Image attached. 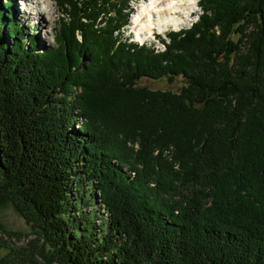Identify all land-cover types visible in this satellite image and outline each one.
<instances>
[{"label":"trees","instance_id":"trees-1","mask_svg":"<svg viewBox=\"0 0 264 264\" xmlns=\"http://www.w3.org/2000/svg\"><path fill=\"white\" fill-rule=\"evenodd\" d=\"M55 1L39 48L0 0V201L36 234L1 227L0 264H264V0H200L164 48L130 0Z\"/></svg>","mask_w":264,"mask_h":264},{"label":"rangeland","instance_id":"rangeland-1","mask_svg":"<svg viewBox=\"0 0 264 264\" xmlns=\"http://www.w3.org/2000/svg\"><path fill=\"white\" fill-rule=\"evenodd\" d=\"M122 0H116V2H121ZM161 1V0H159ZM200 1V0H199ZM198 1V2H199ZM23 2L25 10H21V3ZM26 3L29 4V9L26 6ZM151 3V0H130L129 4L127 5L128 9L126 13L129 14L127 24L124 26V36H126L131 41H144L148 45H156L158 48H164L163 44L155 37V34L158 36H166V33L171 31H179L184 28H188L192 25L194 21L197 20L199 14L201 13V9L198 5L193 4L191 7L190 13L188 8H182V13L177 16L175 15V19L177 21H184L185 23L180 26L176 27L175 25H172L170 27H166L163 31L160 29L159 26L164 25L160 20L162 15L155 13V19L154 25H153V31L154 34H148V39L143 40L144 34L148 32V29L146 26L150 25V21H148V18L146 16H143L142 25H138L137 23H134V18L139 14L140 10H142V7L149 6ZM19 8H18V17L22 21L23 26L26 29L27 34L23 36V41L25 43H29L30 37H38L40 40V46L39 48H42L43 46H54L55 45V30L59 29L61 26V18L63 16H66L65 11L63 8H59L55 0H51V4L55 8V12L52 14H46L48 18L44 20L42 18L36 17L31 12L33 11L32 7H39V3L36 2V0H19L18 2ZM156 11L155 9H153ZM193 11V13H191ZM160 15V16H159ZM159 16V17H158ZM147 18V19H146ZM170 19V18H169ZM171 20V19H170ZM145 24V25H144ZM142 28V29H141ZM157 36V37H158ZM186 84V81L183 77L179 76L175 78L172 82L169 81L167 78H162L158 80L150 79V78H143L138 82V85L140 86H146L151 89H161V90H173V91H179L182 86ZM80 124V121L76 122V125ZM78 126V125H77ZM2 179L0 178V187H1ZM86 193L88 194V191L86 190ZM92 207L85 206L83 210L85 212H89ZM91 216L95 217L96 224H99L104 218L105 213L102 209V206L98 205V203L94 202L93 208L91 213H89ZM3 227L4 231L7 233H15L14 236L11 238V240L19 245L23 244V246H26L30 243V240L36 236L33 228L31 225H29L26 220L16 211L14 205L7 203L3 205L2 201H0V228ZM31 248V246H30ZM51 250L50 246H47V250ZM54 252V251H52ZM55 253V252H54ZM57 254V253H56ZM40 260L42 258H39ZM53 264H64V262H56L54 261Z\"/></svg>","mask_w":264,"mask_h":264},{"label":"bare ground","instance_id":"bare-ground-1","mask_svg":"<svg viewBox=\"0 0 264 264\" xmlns=\"http://www.w3.org/2000/svg\"><path fill=\"white\" fill-rule=\"evenodd\" d=\"M198 1L199 0H151V3L149 6H144L142 7V10H140L139 14L134 18V23H137L138 25H142V20H143V16H146L148 18V21H150V25L146 26L148 29V32L146 34H144L143 36V40L148 39V34H154L155 32L153 31V25H154V20L155 19V13L162 15L163 17H161L160 19H158L157 21H161L164 25L159 26L160 29L163 31L166 27H170L172 25H175L176 27H180L182 26L185 22L184 21H177V19H175V15L179 16L182 12V8H188L189 12L191 11V9L189 7H191L193 4L198 5ZM37 3H39V7H32L33 11L31 12L33 15H35L36 17L42 18L43 16H45L46 14H52L53 12H55V8L50 5L49 11L48 12H44L41 10V0H36ZM27 8L29 9V4L26 3ZM153 9H155L156 11H154ZM155 12V13H153ZM159 15V16H160ZM158 16V17H159ZM174 16V17H173ZM48 17L45 16L44 17V22L45 19H47ZM146 18V19H147ZM171 20H170V19ZM145 25V24H144ZM142 29V28H141Z\"/></svg>","mask_w":264,"mask_h":264},{"label":"clouds","instance_id":"clouds-1","mask_svg":"<svg viewBox=\"0 0 264 264\" xmlns=\"http://www.w3.org/2000/svg\"><path fill=\"white\" fill-rule=\"evenodd\" d=\"M51 0H41V10L44 12H48L50 8ZM21 10H25L23 2L21 3Z\"/></svg>","mask_w":264,"mask_h":264}]
</instances>
